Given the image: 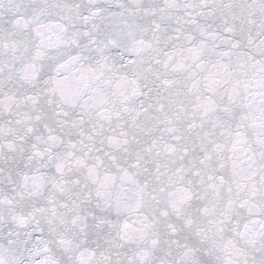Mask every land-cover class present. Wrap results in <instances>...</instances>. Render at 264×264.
Segmentation results:
<instances>
[{"label":"snow or ice","instance_id":"6c2138e0","mask_svg":"<svg viewBox=\"0 0 264 264\" xmlns=\"http://www.w3.org/2000/svg\"><path fill=\"white\" fill-rule=\"evenodd\" d=\"M0 264H264V0H0Z\"/></svg>","mask_w":264,"mask_h":264}]
</instances>
